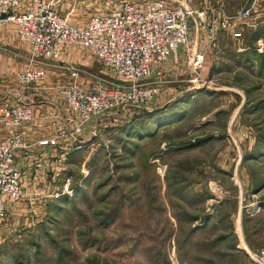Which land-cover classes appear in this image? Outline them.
<instances>
[{
	"label": "rangeland",
	"instance_id": "obj_1",
	"mask_svg": "<svg viewBox=\"0 0 264 264\" xmlns=\"http://www.w3.org/2000/svg\"><path fill=\"white\" fill-rule=\"evenodd\" d=\"M50 1L83 26L125 0ZM163 1L225 16L251 11L238 39L217 30L211 41L198 19L170 72L158 66L148 79L159 88L150 101L77 133L68 111L47 137L61 152L25 164L21 197L0 217V264H263L250 255L264 249V0ZM204 48L201 84L190 58ZM62 49L68 76L77 67L82 83L118 78L88 49Z\"/></svg>",
	"mask_w": 264,
	"mask_h": 264
},
{
	"label": "built area",
	"instance_id": "obj_2",
	"mask_svg": "<svg viewBox=\"0 0 264 264\" xmlns=\"http://www.w3.org/2000/svg\"><path fill=\"white\" fill-rule=\"evenodd\" d=\"M250 11L249 6L225 16L213 9L209 12L171 7L163 0H125L112 11L92 15L85 25L75 26L55 10L50 0H29L25 10L22 0H0V28L6 23L13 24L17 38L29 45L31 65L16 73L22 86L45 80V61L57 57L59 49L66 45L88 49L118 76L116 81L93 76L95 82L85 86L79 80L81 70L67 67L71 82L63 85L59 93L71 115H75L74 118L68 116L67 122L74 125L72 133H77L93 118L150 101L159 88L148 79L154 69L166 65L168 59L177 62L178 50L188 40V29L196 25L198 19L207 28L211 41L217 30L227 31L238 39L242 36L238 25L249 18ZM205 51L206 48L196 51L190 58L193 81L201 84L209 82L201 76ZM155 72L162 74L161 69ZM31 117L32 109L23 102L0 106V124L11 130L0 139V217L7 203L21 197L22 172L16 165L15 155L27 147L20 128ZM62 132L70 133L67 128ZM56 142L57 138L40 141L50 145ZM250 256L264 264V249Z\"/></svg>",
	"mask_w": 264,
	"mask_h": 264
},
{
	"label": "crops",
	"instance_id": "obj_3",
	"mask_svg": "<svg viewBox=\"0 0 264 264\" xmlns=\"http://www.w3.org/2000/svg\"><path fill=\"white\" fill-rule=\"evenodd\" d=\"M28 3L29 0H22L23 10ZM62 48L59 49L57 57L45 61L44 68L48 74L46 80L24 90L17 82L15 74L18 70L31 65L28 60L29 45L17 38L13 24L6 23L0 28V106L8 107L21 101L33 111V118L20 128L27 147L18 150L15 155L17 167L26 171L25 173H28L25 166L30 167V162L33 160L36 159L38 165L48 163L50 159H55L62 149L50 144H39V140L47 139L51 132H56L63 126L69 111L58 92L62 82L70 80L67 73L63 71L65 67L58 65L61 61L60 57L63 56ZM166 65L164 70L167 73L170 69L168 64ZM112 79H114L112 81L117 80V78ZM93 82H95L94 77L81 84L87 85ZM10 131L0 124V139Z\"/></svg>",
	"mask_w": 264,
	"mask_h": 264
},
{
	"label": "water",
	"instance_id": "obj_4",
	"mask_svg": "<svg viewBox=\"0 0 264 264\" xmlns=\"http://www.w3.org/2000/svg\"><path fill=\"white\" fill-rule=\"evenodd\" d=\"M189 24H192V21L191 20L189 21Z\"/></svg>",
	"mask_w": 264,
	"mask_h": 264
}]
</instances>
